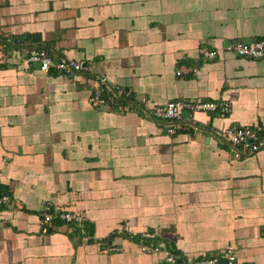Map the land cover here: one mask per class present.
Wrapping results in <instances>:
<instances>
[{
  "label": "crops",
  "instance_id": "1",
  "mask_svg": "<svg viewBox=\"0 0 264 264\" xmlns=\"http://www.w3.org/2000/svg\"><path fill=\"white\" fill-rule=\"evenodd\" d=\"M263 38L264 0H0V194L11 198L0 264H167L165 253L229 249L264 264V150L237 157L224 136L264 135V61L226 51ZM14 41L83 69L42 73ZM182 66L196 73L176 76ZM100 78L150 106L226 102L230 113H195L169 134L130 101L92 107ZM43 201L81 215L89 239L43 224Z\"/></svg>",
  "mask_w": 264,
  "mask_h": 264
},
{
  "label": "built area",
  "instance_id": "2",
  "mask_svg": "<svg viewBox=\"0 0 264 264\" xmlns=\"http://www.w3.org/2000/svg\"><path fill=\"white\" fill-rule=\"evenodd\" d=\"M16 46H20L25 56V61L30 64L39 65V71L46 73L54 70L58 73L66 75L80 72L83 68L80 63L71 59H53L49 53L42 49L27 48L25 42L14 41ZM226 51L232 55L255 61H264V38L254 39L248 42L237 41L226 47ZM203 60H215L217 58L216 51H209L201 48L199 51ZM196 70L190 67L182 66L176 71V76L195 74ZM130 101V102H129ZM90 105L94 108L115 107L122 103H128L142 109V111L151 119L164 121L168 124L167 132L174 134L176 131L184 129L186 121L194 124L188 117H192L195 113H212L216 110L223 111L224 114L230 113V107L226 102L201 101L191 102L186 100H176L161 106H150L148 101L140 97H130L129 93L117 86L108 85L106 79L100 78L96 81L90 98ZM186 118V119H185ZM224 136L226 140L236 149V156L253 155L264 150V135L259 131L249 127H231L225 130ZM11 198L7 194H0V208L10 205ZM40 216L43 224L49 225L53 221L68 225L70 229H77L83 236L84 240H88L84 230L86 229L85 219L76 212L62 210L52 202L43 201L41 204ZM147 237H149L147 235ZM163 245L160 247L149 248L144 245L141 247L143 253H156L162 251ZM220 258L226 260L225 264H238L232 250H227ZM216 257L199 258L195 260H184L177 262L176 257L169 253H165L164 262L167 264H222Z\"/></svg>",
  "mask_w": 264,
  "mask_h": 264
},
{
  "label": "rangeland",
  "instance_id": "3",
  "mask_svg": "<svg viewBox=\"0 0 264 264\" xmlns=\"http://www.w3.org/2000/svg\"><path fill=\"white\" fill-rule=\"evenodd\" d=\"M169 103V102H168ZM166 104V103H165ZM164 104V105H165ZM219 260H223L225 263H226V260L224 259V258H220ZM219 263H221V262H219Z\"/></svg>",
  "mask_w": 264,
  "mask_h": 264
},
{
  "label": "water",
  "instance_id": "4",
  "mask_svg": "<svg viewBox=\"0 0 264 264\" xmlns=\"http://www.w3.org/2000/svg\"><path fill=\"white\" fill-rule=\"evenodd\" d=\"M38 67H39V65H38ZM219 262H221L222 264H225V262L223 260H219Z\"/></svg>",
  "mask_w": 264,
  "mask_h": 264
}]
</instances>
